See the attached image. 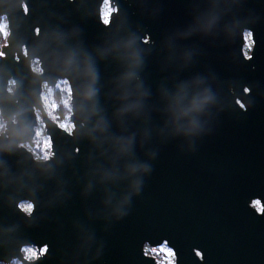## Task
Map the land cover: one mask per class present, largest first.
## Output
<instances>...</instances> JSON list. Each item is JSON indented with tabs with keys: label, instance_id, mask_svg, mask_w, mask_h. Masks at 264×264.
Returning <instances> with one entry per match:
<instances>
[{
	"label": "water",
	"instance_id": "95a60500",
	"mask_svg": "<svg viewBox=\"0 0 264 264\" xmlns=\"http://www.w3.org/2000/svg\"><path fill=\"white\" fill-rule=\"evenodd\" d=\"M103 1L0 0V263L264 264V0Z\"/></svg>",
	"mask_w": 264,
	"mask_h": 264
},
{
	"label": "rangeland",
	"instance_id": "374dc122",
	"mask_svg": "<svg viewBox=\"0 0 264 264\" xmlns=\"http://www.w3.org/2000/svg\"><path fill=\"white\" fill-rule=\"evenodd\" d=\"M0 18H1L0 29L3 31V33L7 34L8 29H7L6 19H5V17H0ZM251 45H252V41H251L250 33L246 32L244 46L248 52L251 48ZM0 54H1V50H0ZM65 85L68 87L67 82L65 80H59L56 83V85L53 87L46 86V85H44V87H43V98H44L47 106L50 108V110L53 113H55L59 116H60V114L58 113L57 104L55 103V101L52 97V89L53 88L61 89ZM44 88H47V90H45ZM1 119H0V129L3 125L5 126V122L3 121V119L2 120ZM61 120L72 127V123L69 120V116H66L64 118L61 117ZM33 148L39 154V156L42 158H47L51 153V151H50V139H49L48 135L45 133L44 124L41 121L40 117H38V125H37L36 131H35V142H34ZM23 250L25 251V253H29L32 256L38 255V254H36L35 248L32 246H26L23 248ZM146 250L148 253H156L157 254L156 251L158 249L149 246V248H147ZM160 251H161V253L157 254L158 259L161 260V259L165 258L163 260L168 261V259L170 258V255H168V258H166L167 254H169L168 250L164 247H161ZM41 252H43V250L40 251V253Z\"/></svg>",
	"mask_w": 264,
	"mask_h": 264
},
{
	"label": "trees",
	"instance_id": "16d2710c",
	"mask_svg": "<svg viewBox=\"0 0 264 264\" xmlns=\"http://www.w3.org/2000/svg\"><path fill=\"white\" fill-rule=\"evenodd\" d=\"M1 21V18H0ZM6 36L7 34L3 33V31L0 29V50L2 46L6 43ZM34 66H38V63L35 61ZM12 87V85H11ZM47 90V88H44ZM52 97L57 104L58 107V113L60 114V117L64 118L66 116H69L70 114V94H69V88L65 85L61 89L53 88L52 89ZM1 119V116H0ZM2 120V119H1ZM4 129V125L1 127L0 131ZM36 158L41 159L42 157L37 156ZM29 258H32L31 256H28ZM3 264V263H0ZM10 264H20L18 261L14 260Z\"/></svg>",
	"mask_w": 264,
	"mask_h": 264
},
{
	"label": "clouds",
	"instance_id": "9594fccd",
	"mask_svg": "<svg viewBox=\"0 0 264 264\" xmlns=\"http://www.w3.org/2000/svg\"><path fill=\"white\" fill-rule=\"evenodd\" d=\"M245 58L246 59H251L252 57L250 55H247ZM244 91L247 93V92H250V89H248L246 87L244 89ZM253 199L260 200L259 198H253ZM260 204H261V208L259 209V211H256L254 205H252V203L249 202V206L252 207L257 214H261L262 211H264V201L261 200V203ZM145 245H151L153 248L160 247L161 245L167 246V250L170 253V258L168 259L167 264H177L178 257L176 255V251H175V249L173 247H171L169 245V243H168L167 240H162L160 243L154 244V245L153 244H150L149 242H144L143 243V245H142V253H143V256L146 257V258H150V259H152L154 261L155 258L149 256L148 252L145 250ZM193 251H194V253H195V255H196V257L198 259H202L203 254H202V252L199 249H194ZM155 264H160V262L159 261H155Z\"/></svg>",
	"mask_w": 264,
	"mask_h": 264
},
{
	"label": "built area",
	"instance_id": "2783aa9c",
	"mask_svg": "<svg viewBox=\"0 0 264 264\" xmlns=\"http://www.w3.org/2000/svg\"><path fill=\"white\" fill-rule=\"evenodd\" d=\"M114 10H115V8H114V6H112L110 0H104L103 3L101 4V8H100V18H101V19L107 24L108 21H109V14L112 13ZM161 247H164V248L167 249V246H164V245H161L160 247H155L156 249H158V250L156 251L157 254H160V253H161V251H160V248H161ZM147 248H149V246H145V250H146ZM146 251H147V250H146ZM26 254L28 255L29 253H26ZM38 255H39V254H38ZM38 255H33V256H32V255L29 254L28 256H31L32 258H35V257H37ZM168 255H170V253L167 254L166 258H168ZM163 259H165V258H163ZM163 259L159 260V259L157 258V261H159L160 264H167V261H165V260H163Z\"/></svg>",
	"mask_w": 264,
	"mask_h": 264
},
{
	"label": "flooded vegetation",
	"instance_id": "af4514ba",
	"mask_svg": "<svg viewBox=\"0 0 264 264\" xmlns=\"http://www.w3.org/2000/svg\"><path fill=\"white\" fill-rule=\"evenodd\" d=\"M256 202H258V201H253V204L256 206V208H258V210L260 209L259 208V202L258 203H256ZM32 247H34L35 248V250H36V254H40V251H42V250H44V248L42 247V248H37V247H35V246H32ZM21 264V263H20Z\"/></svg>",
	"mask_w": 264,
	"mask_h": 264
},
{
	"label": "snow or ice",
	"instance_id": "6c2138e0",
	"mask_svg": "<svg viewBox=\"0 0 264 264\" xmlns=\"http://www.w3.org/2000/svg\"><path fill=\"white\" fill-rule=\"evenodd\" d=\"M256 203H258V202H256Z\"/></svg>",
	"mask_w": 264,
	"mask_h": 264
}]
</instances>
